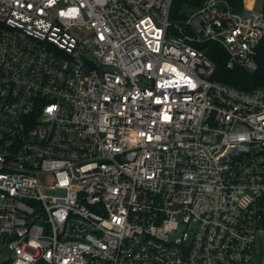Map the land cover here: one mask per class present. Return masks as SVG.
I'll return each instance as SVG.
<instances>
[{
	"label": "built area",
	"instance_id": "built-area-1",
	"mask_svg": "<svg viewBox=\"0 0 264 264\" xmlns=\"http://www.w3.org/2000/svg\"><path fill=\"white\" fill-rule=\"evenodd\" d=\"M177 1L0 0V264H264V11Z\"/></svg>",
	"mask_w": 264,
	"mask_h": 264
},
{
	"label": "trees",
	"instance_id": "trees-1",
	"mask_svg": "<svg viewBox=\"0 0 264 264\" xmlns=\"http://www.w3.org/2000/svg\"><path fill=\"white\" fill-rule=\"evenodd\" d=\"M186 1L192 3V6L195 8L200 7L203 2V0H178L173 6V20L177 22L184 20V14L181 15L180 11L183 9L184 2ZM208 48V55L216 65L214 79L244 91H253L256 88L264 86V42H262L258 49V68L254 72L242 68H227L228 57L222 46L218 43L209 42Z\"/></svg>",
	"mask_w": 264,
	"mask_h": 264
},
{
	"label": "rangeland",
	"instance_id": "rangeland-1",
	"mask_svg": "<svg viewBox=\"0 0 264 264\" xmlns=\"http://www.w3.org/2000/svg\"><path fill=\"white\" fill-rule=\"evenodd\" d=\"M248 6L250 8L253 6L252 0H250V2H248ZM256 9L258 11H264V0H257ZM185 11H186V9H185ZM187 11L189 14L190 11L189 10H187ZM257 250H258V254H257L256 262H260V261L264 260V239L262 240V243L260 240L258 241Z\"/></svg>",
	"mask_w": 264,
	"mask_h": 264
}]
</instances>
